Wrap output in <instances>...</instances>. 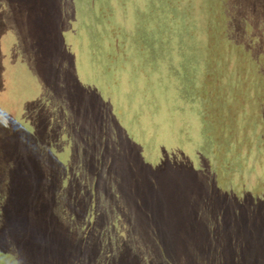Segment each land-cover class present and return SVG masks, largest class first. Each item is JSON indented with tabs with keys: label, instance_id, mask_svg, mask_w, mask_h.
Wrapping results in <instances>:
<instances>
[{
	"label": "rangeland",
	"instance_id": "1",
	"mask_svg": "<svg viewBox=\"0 0 264 264\" xmlns=\"http://www.w3.org/2000/svg\"><path fill=\"white\" fill-rule=\"evenodd\" d=\"M0 264H264V0H0Z\"/></svg>",
	"mask_w": 264,
	"mask_h": 264
}]
</instances>
